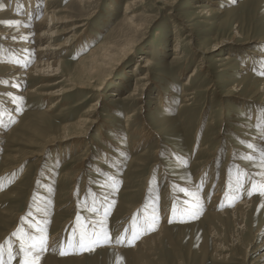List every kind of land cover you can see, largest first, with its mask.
Wrapping results in <instances>:
<instances>
[{
  "label": "rangeland",
  "instance_id": "obj_1",
  "mask_svg": "<svg viewBox=\"0 0 264 264\" xmlns=\"http://www.w3.org/2000/svg\"><path fill=\"white\" fill-rule=\"evenodd\" d=\"M52 4L0 0L4 264H264V0Z\"/></svg>",
  "mask_w": 264,
  "mask_h": 264
},
{
  "label": "bare ground",
  "instance_id": "obj_2",
  "mask_svg": "<svg viewBox=\"0 0 264 264\" xmlns=\"http://www.w3.org/2000/svg\"><path fill=\"white\" fill-rule=\"evenodd\" d=\"M34 1V0H33ZM57 2V0H45V4L46 5H48V7H46V13H45V16L43 17V20L42 21H40V22H38L37 23V25H40V26H42V27H49V26H51L50 24H52V25H54V24H57L58 22H60V20L58 19V17L57 18H55V17H53V15L54 14H57V11L55 10V7L53 6V5H55V4H52L53 2ZM132 2V1H131ZM33 7V6H32ZM29 8H31V7H29ZM37 9V8H36ZM29 12V11H28ZM49 16V17H48ZM59 16V15H58ZM26 31H27V29H26ZM40 31V30H39ZM49 30H47L46 32H48ZM46 32L44 33L45 35H43V36H48L47 34H46ZM22 37H24V36H22ZM50 37V36H49ZM51 37H52V35H51ZM42 38V37H41ZM28 40H29V37L27 38ZM38 39H40V37L38 36L37 37V39L36 40H34V39H31V41L29 40V41H27V44H26V42H23V46H25L26 48H28V49H30V48H35V43H37L36 41L38 40ZM47 40V39H46ZM41 41V40H40ZM39 43V42H38ZM48 44V43H47ZM67 44V43H66ZM22 45V44H21ZM13 46H19V44L18 43H15V44H13ZM37 46V45H36ZM54 48V47H53ZM48 50H52L51 48H49L48 46H46V47H39L37 50H36V52H37V54H36V56L39 58V59H41L42 57H45V56H48L47 55V53H46V51H48ZM25 52V51H24ZM21 55V54H20ZM27 55V54H26ZM50 60V59H49ZM222 61H232V59H231V57H229V56H226L224 59H222ZM28 62V61H27ZM216 62V61H215ZM149 63V62H148ZM147 63V64H148ZM236 64V63H235ZM56 66V64H54V63H50L49 61H40V60H37V62L35 63V65L30 69V71L28 72V73H26V74H28V75H33L34 73H36V72H43V70H45V69H48V68H51V67H55ZM146 67V66H145ZM45 68V69H44ZM57 70V69H56ZM12 71H15V75H23L25 72H23L24 71V69H20V68H18V69H15V70H12ZM56 72V71H55ZM195 73H197V71H195ZM195 73H193L192 72V75L190 76V79H192V78H194L195 77ZM25 75V74H24ZM192 92V91H191ZM20 93V92H19ZM191 94V93H190ZM19 95H23V94H19ZM55 104H58V102L57 101H55L54 103H53V106L51 107V108H54L55 107ZM11 107V106H10ZM1 120V119H0ZM3 129H1L0 128V139L1 138H3L2 137V133L1 132H3L2 131ZM141 135H143L144 136V134H143V132H141ZM3 140V139H2ZM1 140V141H2ZM7 171V170H6ZM243 201H245V200H243ZM242 201V202H243ZM193 202V204L195 205V206H197V207H199V206H203V199L201 198V197H198L196 200H194V201H192ZM247 202V201H246ZM246 202H243V203H240L238 206H240V207H242V206H245L247 203ZM249 202H251V201H249ZM248 202V203H249ZM211 206H213V205H211ZM205 208V207H204ZM109 246V245H108ZM116 249V248H115Z\"/></svg>",
  "mask_w": 264,
  "mask_h": 264
},
{
  "label": "snow or ice",
  "instance_id": "obj_3",
  "mask_svg": "<svg viewBox=\"0 0 264 264\" xmlns=\"http://www.w3.org/2000/svg\"><path fill=\"white\" fill-rule=\"evenodd\" d=\"M251 147V146H250ZM260 157H261V164L264 165V148L260 150ZM255 187V184L253 185ZM262 188H264V184L261 185ZM182 191H186L185 189H182ZM175 211V209H173ZM135 221L133 222V228L135 229ZM41 232L43 231L42 229L40 230ZM13 235H17V233H13ZM135 236V232L133 233ZM108 234L104 233L103 234V239L107 240ZM32 243L30 245L25 246V244L22 242L20 251L23 253V259H22V264H38V257H34L33 253H39L44 250L45 246V237L43 235L36 237L32 236L31 237ZM119 242V241H118ZM7 243V242H6ZM3 246L0 245V249H2ZM14 259L13 252L11 247L8 249V264H11V261ZM0 264H4V261L0 259Z\"/></svg>",
  "mask_w": 264,
  "mask_h": 264
}]
</instances>
